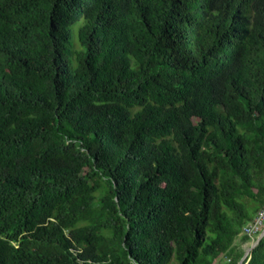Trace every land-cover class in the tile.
Returning <instances> with one entry per match:
<instances>
[{
    "label": "trees",
    "instance_id": "trees-1",
    "mask_svg": "<svg viewBox=\"0 0 264 264\" xmlns=\"http://www.w3.org/2000/svg\"><path fill=\"white\" fill-rule=\"evenodd\" d=\"M263 205L264 0H0V264H240Z\"/></svg>",
    "mask_w": 264,
    "mask_h": 264
},
{
    "label": "built area",
    "instance_id": "built-area-1",
    "mask_svg": "<svg viewBox=\"0 0 264 264\" xmlns=\"http://www.w3.org/2000/svg\"><path fill=\"white\" fill-rule=\"evenodd\" d=\"M264 231V205L259 210L254 219L243 228V233L251 236L254 242L256 238Z\"/></svg>",
    "mask_w": 264,
    "mask_h": 264
},
{
    "label": "water",
    "instance_id": "water-1",
    "mask_svg": "<svg viewBox=\"0 0 264 264\" xmlns=\"http://www.w3.org/2000/svg\"><path fill=\"white\" fill-rule=\"evenodd\" d=\"M264 237V231L256 238V240L254 242H252V244L246 249L245 254L243 256V258L240 261V264H244V262L247 259L248 262V258H250V254L252 252V250L259 244L260 240ZM247 262L245 264H247Z\"/></svg>",
    "mask_w": 264,
    "mask_h": 264
},
{
    "label": "crops",
    "instance_id": "crops-1",
    "mask_svg": "<svg viewBox=\"0 0 264 264\" xmlns=\"http://www.w3.org/2000/svg\"><path fill=\"white\" fill-rule=\"evenodd\" d=\"M245 247H246V249L250 246V243H245V244H243Z\"/></svg>",
    "mask_w": 264,
    "mask_h": 264
},
{
    "label": "rangeland",
    "instance_id": "rangeland-1",
    "mask_svg": "<svg viewBox=\"0 0 264 264\" xmlns=\"http://www.w3.org/2000/svg\"><path fill=\"white\" fill-rule=\"evenodd\" d=\"M251 244H252V243H251ZM251 244H250V245H251Z\"/></svg>",
    "mask_w": 264,
    "mask_h": 264
}]
</instances>
